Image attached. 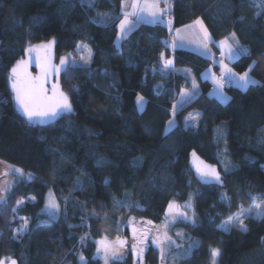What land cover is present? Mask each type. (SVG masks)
I'll return each mask as SVG.
<instances>
[{"label":"trees","instance_id":"16d2710c","mask_svg":"<svg viewBox=\"0 0 264 264\" xmlns=\"http://www.w3.org/2000/svg\"><path fill=\"white\" fill-rule=\"evenodd\" d=\"M170 6L173 30L200 19L214 42L235 33L251 54L231 66L241 73L255 61L250 75L258 84L246 90L226 86L230 99L220 102L209 95L211 82L201 77L211 66L217 71V65L194 51L167 47L173 32L165 25L142 22L117 48L121 0H96L91 8L82 0H0V161L31 176L0 202V260L81 264L77 250L87 236L83 264H102L95 256L102 236L128 235L123 225L130 217L157 224L169 201L183 202L191 194L196 224L179 225L198 244L179 264H212L211 247L221 250L217 264H264V216L247 218V231L218 227L239 206L264 202V13L254 0H170ZM98 14L110 15V21L93 22ZM52 38L56 59L83 42L91 48L92 62L60 73L72 114L28 124L16 108L8 75L27 46ZM161 52L172 56L174 67L190 69L199 84L167 132L177 96L189 83L176 72L160 74ZM137 94L145 97L142 111ZM193 110L201 114L197 127L185 125ZM220 128L223 140L216 138ZM223 149L228 171L220 161ZM193 152L220 172L222 186L202 182ZM49 190L60 204L58 218L42 212ZM29 197L35 199L16 208ZM92 212L99 218H91ZM16 216L29 220L19 239L14 238ZM158 263V250L147 242L143 264ZM110 264H134V255L128 251Z\"/></svg>","mask_w":264,"mask_h":264},{"label":"snow or ice","instance_id":"6c2138e0","mask_svg":"<svg viewBox=\"0 0 264 264\" xmlns=\"http://www.w3.org/2000/svg\"><path fill=\"white\" fill-rule=\"evenodd\" d=\"M82 2H86L88 6L91 8L95 4V0H82ZM130 9V10H129ZM121 11L122 18L119 21L118 25V36L116 41V47H120V41L127 37L129 33L133 31V29L140 22H147L150 24H160L165 25L169 32H173V20L171 18L165 19V17H170L171 6L169 0H164V7L160 6L159 0H130V3L127 0H121ZM98 19L94 20L95 23L107 24L109 17L107 14H98ZM198 28V30H197ZM190 30V31H189ZM191 37V38H190ZM188 43H194L201 50V54L205 56H209L213 58V54L210 50V45L215 42L211 38V34L208 32L207 28L204 27L203 21L200 19H196L192 24L185 25L183 29L177 28L174 30V36L169 44L165 41V45L167 47H171L175 50L177 47H184L185 41ZM53 41H49L48 43H41L36 45H29L25 49V53L28 56V59H21L16 61V63L12 66L9 75H8V85L10 87L11 92L13 93V99L15 101V105L20 114L26 119L28 124H44L50 123L59 117H62L65 114H72L73 107L72 102L69 96L61 90L59 86V77L61 72H65L66 74L73 68L78 66L76 61L68 57H61L59 65L52 63L51 57V47ZM82 47H86L85 45H77L78 50ZM217 47L220 49V59L216 61L214 59V63L219 64L220 75L216 76L215 73H211L213 76L214 82V90L212 95H215L222 103H226L230 98L223 94L224 85L230 84L235 87L246 90L250 85L258 84V81L255 80L251 75V71L255 66V61L252 62L248 66V69L242 73L234 71L232 67L228 64L224 63V57L230 61H238L242 57L250 56V50L239 44V41L235 37V33H233L230 37H225L220 40L217 44ZM81 61H83L82 65L79 66H87L92 62V54L89 50V55L85 58L83 55L80 57ZM160 59L163 61L164 69L166 71L172 64L173 61L171 59L165 58V54L163 52L160 53ZM35 60L37 67L39 68V74L33 76L31 72L28 71L29 65ZM211 72V69L207 70ZM55 77L56 83L52 84L51 89L47 88L46 85L51 81V78ZM192 86L194 91L189 95L186 92L181 91L182 101L181 104L190 100L192 96L196 95V89L198 86L195 83V80L192 81ZM76 90L75 88L73 89ZM145 97L137 94L136 96V104L137 110L142 111L143 106L145 104ZM181 105H173L172 108V116L175 117L176 111ZM200 117L199 113L195 115L189 114V117L186 118L188 120H198ZM175 124V120L170 119L168 121V125L166 128V132ZM193 156V164L196 168V172L199 174L200 179L203 183H217L222 186L223 182L221 180L220 172L214 166L207 165L203 161L199 160L196 156V153H192ZM99 166H103L100 161L97 162ZM135 164V162H134ZM14 172L22 173L21 169H13ZM225 171H228L227 166H225ZM7 175V172L4 173ZM29 179L31 176L29 175ZM76 186H80V182H76ZM8 191L6 188H0V202L5 201V196L3 193ZM250 195V194H249ZM32 199H35L34 197ZM221 199H226V194H222ZM264 201V198H260ZM192 196L189 195L188 201L185 204L180 205L175 200L169 201L167 212L165 214L166 219L163 222L162 227L164 228L163 240L159 235L156 236L153 241L158 246L164 243L172 244L175 243L172 241L171 237L167 234V229L170 223H175L178 220H183L185 222L191 223L193 226L196 224L195 220V212H192L190 216L188 214L189 209H192ZM24 203L23 200L17 201V206L22 205ZM116 203L120 204V207H125L124 201H116ZM134 207H139V205L134 204ZM256 210L257 216H264V202L253 204L252 207L248 210H245L241 205L239 206L237 212L230 216L227 220L223 221L221 225H219V229L227 232L229 227L235 225L241 231H247V228L244 224L245 218H251L252 210ZM16 209H13L15 212ZM60 204L56 201V199L50 194L49 199L45 205V208L42 212H45L54 217H58L60 213ZM91 218H99V213L92 212L90 213ZM170 218V219H169ZM22 222V226L17 229L14 233V238L19 239L22 235H24L28 231L29 221L25 217L20 218ZM134 218H130L128 223H133ZM142 224L152 225V221H142ZM149 228H144L138 232L136 227L132 228V238L135 243L132 244L133 252L136 254L139 260V264H143V247H137V245H143L148 239ZM177 236H182V233H177ZM82 241L85 239L81 238ZM128 243L127 240L121 239L117 236L116 241L109 242L107 237L96 241L97 244V253L103 254L104 264H108L110 257H117V251L119 248L125 246ZM196 243L194 242L190 247H195ZM211 262L212 264H217V258L221 255V250L218 247H211L209 249ZM161 252V260L165 259V251L164 248H160ZM80 260L83 262L85 260L83 254L80 256ZM0 264H5L4 260H0ZM10 264H17L15 260H11Z\"/></svg>","mask_w":264,"mask_h":264},{"label":"rangeland","instance_id":"374dc122","mask_svg":"<svg viewBox=\"0 0 264 264\" xmlns=\"http://www.w3.org/2000/svg\"><path fill=\"white\" fill-rule=\"evenodd\" d=\"M255 2H256V4L258 5V7H259V12H262V13H264V0H254ZM161 7H164V6H161ZM118 34H119V32H118ZM118 34H117V36H118ZM117 36H116V39H115V43H116V41H117ZM49 41H53V44H52V47H51V57H52V63L53 64H56V65H59V63H60V58L59 59H56V55H55V39L54 38H52V39H50V40H48V41H45V42H40V43H35V44H31V45H36V44H41V43H48ZM171 41H172V39L170 40V42H169V44L171 43ZM120 43H121V41H120ZM78 45H85L86 47H82V48H80L79 50H78V48H77V46H76V48H75V50L72 52V53H70V54H68V55H64V56H62V57H68V56H71V58L72 59H74L75 61H76V63H77V65L79 66V65H82L83 64V61H81V59H80V57L83 55L85 58H87L88 57V55H89V50L91 51V48L89 47V45L88 44H86V43H82V44H78ZM28 47V46H27ZM171 48V47H170ZM193 48V47H192ZM194 48H196V47H194ZM172 49V48H171ZM197 50H199L198 48H197ZM196 52V51H195ZM201 52V51H200ZM91 54H92V51H91ZM213 57H214V59L216 60V58H215V56L213 55ZM165 58H167V59H171L172 61H173V58H172V56H166L165 55ZM210 58V57H209ZM21 59H28V56H27V54L25 53V56L24 57H22ZM21 59H19V60H21ZM212 61H213V63H214V59L213 58H210ZM217 61V60H216ZM161 62H162V65H163V61L161 60ZM226 64H228L227 62H225ZM214 64H216V63H214ZM229 65V64H228ZM87 66H89V65H87ZM230 67H232L231 65H229ZM81 67H86V66H81ZM173 67V64L166 70V71H163V76H165V74H168V71L171 69ZM233 68V67H232ZM164 69V65H163V68H162V70ZM234 69V68H233ZM154 70V69H153ZM28 71L29 72H31V74L33 75V76H36V75H38L39 74V68L37 67V65H36V63H35V60H33V62L29 65V68H28ZM234 71H236L235 69H234ZM236 72H238V71H236ZM160 73L162 74V71L160 70ZM214 73H215V75L216 76H219L220 75V72L217 70H215L214 71ZM240 73V72H239ZM242 73V72H241ZM194 79H192V81H193ZM212 80H213V77H212ZM211 80V83L214 85V82ZM192 81L191 80H188V83H189V87L188 88H186V87H184V89H182L183 90V92H186V93H188L189 95H191V93L194 91V89H193V86L191 85L192 84ZM53 83H56V79H55V77H53V78H51V81L46 85V87L47 88H49V89H51V87H52V84ZM226 84L224 85V87H223V89H222V91H223V94L224 95H226L227 97H229L230 98V96H229V94L227 93V91H226ZM157 88H161L162 87V85H161V83H159V84H157V86H156ZM213 88H214V86H213ZM181 90V91H182ZM181 91L179 92V94H178V96H177V99H176V101H175V103H174V105H181L179 108H178V110L177 111H179L180 109H182L183 107H185L190 101H191V99H193L195 96H192V98L190 99V100H187L186 102H184L183 104H181V101H182V96H181ZM212 93H213V91H212V89H210L209 90V95H211V96H214V97H216L215 95H212ZM217 98V97H216ZM218 99V98H217ZM219 100V99H218ZM220 101V100H219ZM229 101V100H228ZM227 101V102H228ZM221 102V101H220ZM176 111V112H177ZM196 113H199L200 114V112H198V111H196V110H193V111H190L187 115H186V117H185V125L186 126H190V127H197L198 126V122H199V119H200V117H199V119L198 120H195V121H193V120H188V121H186V118L187 117H189V114H193V115H195ZM200 116H201V114H200ZM174 118V120H175V124H176V118L175 117H173V116H171L170 117V119H173ZM169 119V120H170ZM168 120V121H169ZM168 121H167V123H166V125H165V131H166V128H167V125H168ZM175 124L173 125V126H175ZM172 126V127H173ZM171 127V128H172ZM169 130V129H168ZM217 134H216V138L218 139V140H223L224 139V130H223V128H220V129H218L217 130V132H216ZM220 161H221V163H222V165L225 167V166H227V168H229V165H228V158L226 157V155L224 154V149L222 150V152H221V154H220ZM13 169H21V168H18V167H16V166H13V165H11V164H8V163H6V162H3V161H0V188H6V189H8V191H6L5 193H3L4 194V196H5V200H6V198L9 196V194H10V191H11V189L13 188V186L17 183V182H19V181H21V180H24V179H27V178H29V175H26L23 171H22V173L23 174H21V173H17V172H14L13 171ZM22 170V169H21ZM5 172H7V175H4V173ZM50 194L55 198V196H54V194H53V192H52V190H49L48 192H47V195H46V200H45V204H44V208H45V205H46V203H47V201H48V199H49V196H50ZM192 196V209H189V210H187L188 211V214L191 216L192 215V212L194 211V201H193V195H191ZM56 199V198H55ZM24 201V203L26 202V201H33V199H32V197H29L28 199H26V200H23ZM57 201V200H56ZM178 204H180V205H183V204H185V202H187L188 201V199L187 200H185V201H183V202H180V201H177V200H175ZM58 202V201H57ZM23 203V204H24ZM256 203H260V202H258V201H256V202H254L253 204H256ZM22 204V205H23ZM252 204V205H253ZM22 205H19V206H17L16 205V208H18V207H21ZM252 205L250 206V207H244V209L245 210H248V209H250L251 207H252ZM43 208V209H44ZM166 212H167V209H166ZM166 212H165V214H166ZM237 212V211H236ZM235 212V213H236ZM235 213H233L232 215H234ZM165 214H164V216H163V219L161 220V222H159V223H157V224H153L152 223V225L151 226H149V225H145V224H142L141 222L143 221V220H137V219H135L134 218V220H133V223H128V221H129V219L128 220H126L125 221V225H123L124 227L126 226L128 229H129V231H128V235H125V236H122V235H119V237L121 238V239H125V240H127L128 241V243L125 245V246H123V247H121V248H119L118 249V251H117V257H115V258H113V257H110L109 258V261H108V264H110L113 260H119V259H122L125 255H126V253L128 252V251H131V253L134 255V264H139V260H138V257L136 256V254L133 252V249H132V244L133 243H135L134 241H133V238H132V228L133 227H136L137 229H138V232L140 231V230H143L144 228H149V233H148V239H147V241L143 244V245H137V247H143L144 248V250H145V247H146V245H147V242L149 243L150 242V244H152L157 250H158V252H159V263L158 264H179L184 258H186L189 254H190V252L197 246V244L198 243H196V246L195 247H190V245H192L194 242H197V240L196 239H194V238H192V237H190L185 231H184V229L179 225V223H186L185 221H183V220H178L177 222H175V223H170L169 224V227H168V229H167V234H168V236H170L171 237V239H172V241H174L175 243H172V244H167V243H164V244H161V245H157L156 243H154L153 241L155 240V238H156V236L157 235H159L160 237H161V240H163V233H164V228L162 227V225H163V222L165 221V219H166V216H165ZM232 215H230V216H232ZM50 216H52V215H50ZM60 216V213H59V215H58V217ZM229 216V217H230ZM21 217H23V216H16V222H17V227L15 228V231L17 230V229H19L21 226H22V222H21V220H20V218ZM53 218H58V217H54V216H52ZM123 218H125V215H123L122 216ZM228 217V218H229ZM251 217H260V216H257L256 215V210L255 209H253L252 210V216ZM26 218V217H25ZM130 218H133V217H130ZM228 218H226V219H224L223 221H225V220H227ZM170 219V218H169ZM247 218H245L244 219V224H245V220H246ZM29 221V220H28ZM222 221V222H223ZM221 222V223H222ZM221 223H220V225H221ZM246 226V225H245ZM232 227H236L235 225H232V226H230L229 227V229L230 228H232ZM177 233H182V236H177ZM86 237L87 236H85L84 238V240L82 241V246H85L86 244H87V240H86ZM104 237H107V239H108V241L109 242H115L116 241V238H111L110 236H102V238L101 239H103ZM263 243H264V240H263ZM82 246L81 247H79V249L77 250V257H78V260H79V262L81 263V264H83V263H85V260L82 262L81 260H80V256H81V254H83V252H82ZM161 247H163L164 248V251H165V259L162 261L161 260V252H160V248ZM84 256V255H83ZM95 256L96 257H98L100 260H101V263L102 264H104V259H103V254L101 253V254H98L97 253V244H96V248H95ZM6 259L7 260H9V259H11V256H7L6 257Z\"/></svg>","mask_w":264,"mask_h":264},{"label":"crops","instance_id":"0c3cea01","mask_svg":"<svg viewBox=\"0 0 264 264\" xmlns=\"http://www.w3.org/2000/svg\"><path fill=\"white\" fill-rule=\"evenodd\" d=\"M96 1V0H95ZM127 2L128 3H130V0H127ZM159 3H160V6H164V0H159ZM169 3H170V0H169ZM87 4V3H86ZM130 10V9H129ZM121 15H122V11H121ZM107 16L109 17V19H108V21H110V15H108L107 14ZM121 18H122V16H121ZM120 18V19H121ZM120 21V20H119ZM195 21V20H194ZM140 23H142V22H140ZM139 23V24H140ZM147 23V22H146ZM193 23V21L192 22H190V23H188V24H186V25H189V24H192ZM118 25H119V22H118V24H117V27H118ZM203 25H204V23H203ZM184 26L185 25H183V26H180V27H177V28H180V29H183L184 28ZM204 27H205V25H204ZM177 28H175V29H177ZM174 29V30H175ZM174 30H173V36H174ZM197 30H198V28H197ZM190 31V30H189ZM117 34H118V32H117ZM233 33H231V34H229L227 37H230L231 35H232ZM236 37V36H235ZM191 38V37H190ZM212 38V37H211ZM222 39H224V38H222ZM222 39H220V40H222ZM236 39H237V37H236ZM220 40H217L214 44H215V48H216V50L215 49H213L212 48V46L210 45L209 47H210V50H211V53L215 56V58H216V60H217V55H220V49H219V47H217V44H218V42L220 41ZM238 40V39H237ZM122 41V40H121ZM83 42H80V43H78V44H82ZM84 44V43H83ZM121 44V43H120ZM239 44L240 45H242L240 42H239ZM244 46V45H243ZM193 47V48H192ZM194 47H196V48H194ZM246 47V46H245ZM177 48H181V49H186V50H190V51H196V53H199V54H201V50L197 47V45L196 44H194V43H188V41L186 40L185 41V46L184 47H177ZM197 48L199 49V50H197ZM202 55V54H201ZM203 56H205V55H203ZM205 57H208L209 58V56H205ZM225 62H227L229 65H231L232 64V62L233 61H230L228 58H227V56H225L224 57V63ZM226 64V63H225ZM216 65H217V67H218V71L220 72V68H219V64L218 63H216ZM162 68H163V66L160 68V69H158V71L160 72V70L162 71ZM209 69H211V72H208L207 70H209ZM214 71H215V69L211 66V67H209V68H207L203 73H202V75H201V77L203 78V79H208L210 82H211V80H212V74L211 73H214ZM170 72H176V73H178V74H181V75H183L184 77H186L188 80H191L192 81V79H194L195 80V83H196V85L198 86V88L195 90L196 91V95L198 94V92H199V84H198V82H197V80L195 79V77H194V75H193V73L191 72V70L190 69H188V68H177V67H174V65H173V67L168 71V74L170 73ZM161 74V73H160ZM168 74H165V76H167ZM163 75V74H162ZM213 81V80H212ZM212 84V83H211ZM192 85V84H191ZM213 84H212V87H211V89H212V91L214 90V88H213ZM234 86V85H233ZM189 87V85L186 87V88H188ZM184 89V88H183ZM182 90V89H181ZM195 95V96H196Z\"/></svg>","mask_w":264,"mask_h":264},{"label":"water","instance_id":"95a60500","mask_svg":"<svg viewBox=\"0 0 264 264\" xmlns=\"http://www.w3.org/2000/svg\"><path fill=\"white\" fill-rule=\"evenodd\" d=\"M1 260H4L5 264H10V261L11 260H15L17 262V264H20L19 261H18V259L15 258V257L14 258H11L9 260H7L6 258H2Z\"/></svg>","mask_w":264,"mask_h":264},{"label":"built area","instance_id":"2783aa9c","mask_svg":"<svg viewBox=\"0 0 264 264\" xmlns=\"http://www.w3.org/2000/svg\"><path fill=\"white\" fill-rule=\"evenodd\" d=\"M170 17H171V14H170ZM170 17H165V19H168V18H170ZM172 37H173V36H172ZM220 58H221L220 55H217V61H219ZM226 85H227V86H232V85L227 84V83H226Z\"/></svg>","mask_w":264,"mask_h":264}]
</instances>
